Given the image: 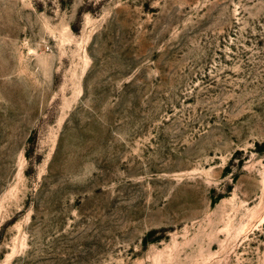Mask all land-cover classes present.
<instances>
[{
  "label": "rangeland",
  "instance_id": "obj_1",
  "mask_svg": "<svg viewBox=\"0 0 264 264\" xmlns=\"http://www.w3.org/2000/svg\"><path fill=\"white\" fill-rule=\"evenodd\" d=\"M0 264H264V0H0Z\"/></svg>",
  "mask_w": 264,
  "mask_h": 264
}]
</instances>
